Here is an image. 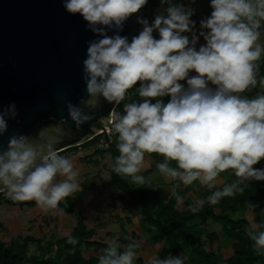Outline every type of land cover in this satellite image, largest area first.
<instances>
[{"label": "clouds", "instance_id": "9594fccd", "mask_svg": "<svg viewBox=\"0 0 264 264\" xmlns=\"http://www.w3.org/2000/svg\"><path fill=\"white\" fill-rule=\"evenodd\" d=\"M147 4L148 0H62L64 10L79 14L96 37L88 41L83 61L90 106L101 100L119 105L139 82L141 99L109 114L118 134L113 171L143 184L145 155L159 154V173L178 181L171 192L177 205L183 201L177 192L181 184L198 181L212 190L223 172L231 170L237 178L196 200L191 208L196 212L205 203L215 205L243 192L246 182L264 181V169L253 167L264 159V90L251 98L242 95L258 85L264 89L259 63L264 56V0H210L212 12L200 21L198 34L192 7L160 0L154 20L137 16L142 30L129 41L119 32ZM201 37L204 44H199ZM67 108L77 125L91 119L76 105L69 103ZM16 116L14 103L0 111V135ZM78 175L70 158L36 146L26 135L10 137L0 151V192L13 201H35L43 210H55L79 189ZM253 229L247 235L257 253L264 254V231ZM68 243L76 245L78 240L69 238ZM140 247L137 241L122 245L113 238L98 264H135ZM185 259L182 253H168L152 256L147 264H185Z\"/></svg>", "mask_w": 264, "mask_h": 264}, {"label": "water", "instance_id": "95a60500", "mask_svg": "<svg viewBox=\"0 0 264 264\" xmlns=\"http://www.w3.org/2000/svg\"><path fill=\"white\" fill-rule=\"evenodd\" d=\"M144 7L119 32L129 41L142 30L137 16L146 19ZM95 38L79 14L64 10L62 0H0V111L14 103L17 112L0 135V151L17 135L58 153L80 147L100 133L107 135L109 114L118 105L101 100L91 107L83 76L88 41ZM69 103L91 119L74 123ZM106 141L111 145L107 136Z\"/></svg>", "mask_w": 264, "mask_h": 264}, {"label": "trees", "instance_id": "16d2710c", "mask_svg": "<svg viewBox=\"0 0 264 264\" xmlns=\"http://www.w3.org/2000/svg\"><path fill=\"white\" fill-rule=\"evenodd\" d=\"M161 6L160 0H148V4L143 9V14L149 22L154 20L155 15L159 12H152L153 16L147 15V9L154 11L157 6ZM264 28H262V32ZM156 38L157 33H154ZM261 71L264 70V57L260 60ZM139 82L132 89L128 90L125 99L120 102L117 110L122 111L126 103L139 101L136 89ZM250 98L254 91H247ZM243 95V94H242ZM102 139V136L94 138L92 141L82 146H96ZM118 136L107 150L102 151L109 154L114 166L115 158L119 155L116 148ZM77 147L60 152L65 156L67 152L76 150ZM153 160L163 161V157L156 153L148 154ZM260 163V162H259ZM175 166V162H173ZM230 171V170H228ZM228 171L223 172L224 176ZM150 172L143 175L146 176ZM111 178L117 190L128 196L133 205L140 209L142 216L141 227L149 235L150 243L153 247L160 246V257L168 253L177 255L182 253L185 256V264H221L222 256L213 250L206 249V244L201 241V230L208 225V222L221 224L224 228L226 241L231 244L232 255L226 259L227 264H264V254H258L254 248V242L249 239L247 231L253 229L251 223L240 218L235 220L232 214L239 210H245L247 207L255 214V224L258 229L254 231H264V181H251L243 192H237L231 197H224L218 204L212 205L205 203L202 209L193 212L191 210L194 204L185 201L187 210L179 211L175 197H162L151 190L150 185L143 183L135 186L130 177L118 176L113 170ZM211 190H206L210 195ZM210 193V194H209ZM6 194H0V199ZM66 199V204H59L57 210H63L65 213L73 214V204ZM254 204L256 207H249ZM94 237L92 231H87L82 217H77L76 225L70 238H76L78 243L71 245L68 243L69 238L61 239L55 242L41 246L38 245L40 254L29 255L30 245L33 239L30 237H19L10 242H4L0 239V264H98L99 256L107 247L102 242L91 241ZM218 240V236L210 234L208 243L211 245ZM128 244V242L126 243ZM160 249V248H159ZM92 250V251H91ZM138 264H145L143 257H140Z\"/></svg>", "mask_w": 264, "mask_h": 264}, {"label": "crops", "instance_id": "0c3cea01", "mask_svg": "<svg viewBox=\"0 0 264 264\" xmlns=\"http://www.w3.org/2000/svg\"><path fill=\"white\" fill-rule=\"evenodd\" d=\"M262 35H264V33ZM204 43H205V41H203V43L201 41L200 44H204ZM262 57H264V56H262ZM261 74L264 75V70H263V72L261 71ZM193 75H196V74H193ZM181 83H184V82H181ZM257 87L258 88L253 89L254 94L252 96L256 95L261 90H264L259 85ZM243 95L247 96L248 92L246 91L245 93H243ZM164 99L166 102L168 98L166 97ZM65 157H68L72 160L75 169L78 171V173H79L78 182L81 184L80 186H81L82 190L86 191V192H90V193H86L85 194L86 196H84L83 199L81 196H77L75 198V200H73L72 204H73V207L75 206L73 208V210H75L76 207H78V210H79V211L77 210L78 214L81 212L80 216H78V217H82L84 219V224L87 228V231H92L94 233V237L91 241L102 242L103 244L107 245V243L110 240H112L113 238H117V236H116L117 234L108 229L110 225L114 224V225H118L121 228L124 227L126 229V230H124V233H125L128 230L125 225H127L129 227L130 226L133 227V225H131V224H135V222L133 221V218H135L136 221L139 220L141 223L142 216L140 213V209L137 206L133 205V203L130 202V200L126 194L119 192L117 190V187L114 185V183L112 181L111 172L113 170V163H112V159H111L109 154H106L105 152L98 150L96 146H88V147L80 146V147H77V149L74 151L67 152ZM148 157H150V156L148 154H146L145 155V162L146 161H148V162H146V164H145V166L141 172L142 175L146 172H150L146 176L143 175L145 180L153 172H158L159 175H162L161 173H159L158 169L156 168V161L153 160L151 157L150 158H148ZM87 161L93 162L94 167L97 166L96 171H99L101 167L103 169H108L109 170V176H107V177L106 176H100V174H98V173L94 174L95 175L94 178H92L91 176L90 177L84 176L83 172H94V168H92L93 165L91 163H89V165L84 164ZM80 162H84L83 163L84 165L83 164L79 165L78 163H80ZM99 162H101V164ZM82 168H83V172L80 173ZM87 177H89L88 181H90V183L88 184L89 186L85 188L83 186L86 185L85 184L86 181H83L81 179L85 180V179H87ZM221 180H225V177L220 176L218 178L217 184H219V181H221ZM146 182L148 185H150L151 190L153 192H156L157 191L156 188H159L158 185H156L154 182H149V181H146ZM160 182H162L161 184H163L162 187L167 188V189H163L164 195L162 197H166V196L169 198L174 197V196H172L171 192H172L174 185L176 183H178V181H172L170 179L164 178L162 181L160 180ZM134 185L140 186L141 184L134 183ZM197 185H199L198 181L193 182L192 185L184 186L183 191L179 192L177 189V192L179 195H181L182 192L187 193L188 190L192 191L193 187H195ZM220 186L222 187V185H220ZM97 187L101 188V192L99 193L100 195H98V200H92L89 197L92 196V194H91L92 191L96 192L97 189H95V188H97ZM79 192H80V189H79ZM181 196H183V195H181ZM66 199H68V198H66ZM66 199L62 200L60 203L63 205L66 204ZM10 200L11 199L8 198L7 195H5L4 197H2L0 199V239L3 240L4 242L8 243L10 241L18 239L21 236L32 238L31 237L33 235L32 233L36 229L37 230L36 236L38 239L42 240V243H39V241H35V239L32 238L33 243L30 245L29 255L38 256L40 254V252L38 250V245L45 247L49 243H52L53 247H54V244L56 241L61 240V239L70 238L72 236L73 230H74L75 225H76V219H77V217L73 216L74 214L65 213L63 210H57V212H54L55 218H54V216L52 218V217H49L48 210L47 211L43 210L41 207H37L35 203H31L32 206L33 205L36 206V207L33 206V208H32V210L35 211V213L33 214V216H31V219L25 220L24 217L26 216V218H27L28 214L25 213L23 215H20L16 211L4 208V203L10 202ZM84 203H85V205H84ZM111 205H112V207H110ZM20 210H22L21 207L19 208L18 211H20ZM95 213H97L98 215H96ZM122 213H124V214H122ZM129 213L131 215H127ZM94 214L96 215V219H94V221H93L91 219V215H94ZM106 214H108L107 217L105 216ZM68 218L71 220V224H70V221H68ZM130 220H132V221H130ZM124 223H127V224H124ZM136 223H139V222H136ZM101 225L105 226L106 229H103L101 227ZM4 227L7 228V232H6V229ZM134 227L137 228L136 225ZM140 227H141V224H140ZM121 228H119V229L121 230ZM53 230H56L58 237L54 238V235H55L54 232L55 231H53ZM130 230H131V231H129L130 236L133 237L134 233H136L135 229L131 228ZM100 232H102V233L105 232L104 236L102 237L103 239H101V240H100V238H101ZM118 238H119V241L122 245H126L127 242L131 243L132 241H136L132 238H130V239L127 238L126 240H124L120 237H118ZM137 239H138V236H137ZM32 249L34 250V253L32 252L33 251ZM144 260H145V258H144ZM145 264H147V263L145 262Z\"/></svg>", "mask_w": 264, "mask_h": 264}, {"label": "rangeland", "instance_id": "374dc122", "mask_svg": "<svg viewBox=\"0 0 264 264\" xmlns=\"http://www.w3.org/2000/svg\"><path fill=\"white\" fill-rule=\"evenodd\" d=\"M176 2L177 3H183L185 6H190V7H192L195 10V14L191 17V19L196 22V30H197V34H198V32L200 30V21L202 19H205L208 16H210V14L212 12V9L210 7V0H194V2H192V0H176ZM160 10H161V6H159V5L155 8L154 11H151V9L148 8L147 9V15L149 17H152L153 16L152 12H160ZM263 33H264V31L262 32V34ZM261 36L262 37H261L260 42L262 44H264V35H261ZM201 41H202V43L204 41L202 37L199 40V44L201 43ZM191 75H193V74H191ZM148 158H150V157H148ZM146 162H148V161H146ZM146 162H145V164H146ZM83 163L84 162H80L78 164L80 165V164H83ZM89 163H91L93 165L92 168H94V172H83V168H82V170H81L80 173L83 172V175L84 176H89V177L91 176L92 178H94V176H95L94 174L95 173L100 174V176H106V177L109 176V170L108 169H103L101 167L99 171H96L97 166L94 167V163L93 162H88L87 161L84 164L89 165ZM99 163L101 164V162H99ZM253 167L254 168H262V169H264V159H262L260 161V163H258L257 165H254ZM89 177H87V179H85V180L84 179H81L83 181H86V183H85L86 185L83 186L85 188L89 186L88 185L90 183V181H88V178ZM224 177H225V180L219 181V184H217L216 188L215 189H212L210 192L215 191V190H221L224 185L230 184L233 180L237 179L234 175L231 174V170L228 171L224 175ZM162 178L164 179L165 177L163 175H159L158 172H153L145 180V183H147L146 181H149V182H154L156 185H158L159 188H156V190H157L156 192L160 196H163L164 195L163 189H167L166 187H162L163 184H161L162 182H160V180L161 181L163 180ZM250 182L251 181L246 182V184L244 185V187H246ZM80 185L81 184L79 183L80 192H79V189H78L77 191L73 192L71 195H69L68 197H66L69 200H71L70 201V204H72L73 200H75V198L77 196H81L82 199H83L84 196H86L85 195L86 193H90V192L83 191ZM220 185H222V187ZM183 188H184V185L181 184L180 185V188L178 189V191L179 192L180 191H183ZM95 189H97L96 192H93L92 191V193H91L92 196L89 197L92 200H98V195H100L99 193L101 192V188L97 187ZM207 189L208 188L206 186L199 184V185L193 187V190L192 191H189L188 190L187 191L188 194L182 192L181 195H183V201L178 205L179 211H185V210H187V207L185 205L186 204L185 201H189L190 203L194 204L196 200L202 199V198H206L208 196L207 195V192H206ZM31 203H35V201L18 202V201L10 200V202L4 203V208H7V209H11L13 211H16L20 215H23V214L26 213V214H28V217L26 218V216H25L24 219L25 220H29V219H31V216H33V214L35 213V211L32 210V208H33L34 205L32 206ZM64 205H65V207L67 209L68 208V205H66V204H64ZM84 205H85V203H84ZM36 206L39 207L37 204H36ZM36 206H34V207H36ZM20 207H21L22 210L18 211ZM110 207H112V205ZM77 210H78V207H76V209L73 210V214H74L73 216L74 217L80 216V213L81 212L78 214V211L79 210L78 211ZM54 212H57V209H55V210H48L49 217H52L53 218ZM95 214L98 215L97 213H95ZM95 214L94 215H91V219L93 221H94V219H96V215ZM122 214H124V213H122ZM127 215H131V214L129 213ZM105 216L107 217L108 214H106ZM231 217L234 218L235 220H238L240 218H245V219H247L251 223L252 228H253V225L256 226L254 228V230H257L258 229L257 224H255V214L253 212H251L247 207L245 208V210H239L236 213L232 214ZM54 218H55V216H54ZM68 221H70V224H71V220L69 218H68ZM130 221H132V220H130ZM133 221L135 222V224H131V225H133V227L132 226L129 227V226L125 225L126 228L128 229L125 233H124V230H126V229L124 227L121 228L118 225H114V224L110 225L108 229L111 230V231H113V232H115L117 234L116 235L117 237H120V238H122L124 240H126L127 238H129V239L132 238V239L136 240L137 242H139L140 245H141V247L139 249H137L138 259L136 260L135 264H138V260H139V257L140 256L143 257V258H145V260H146L145 262L147 263V261H148L149 258H151L154 255H159V251L161 250V247L160 246H157V247H154L153 248V245L150 243L148 233H146L145 230L143 231L142 230V227H140V224H141L140 221L139 220L136 221L135 218H133ZM136 222H139L140 224L139 223H136ZM124 224H127V223H124ZM135 225H136L137 228L134 227ZM101 227L103 229H106V227L103 226V225H101ZM4 228L6 229V232H7V228L6 227H4ZM119 228H121V230ZM129 228L130 229L131 228H134L135 229V232L136 233H134L133 237L130 236V232L129 231H131V230ZM197 229L202 231V233H201V241L206 244V249H208V250L211 249V250L217 252L219 254V256H222V258H223V260L221 261V264H227L226 263V259L232 255V248H231V244L226 241V236H225V232H224L223 226L221 224H218V223L215 224V223H212V222H208V225L207 226H204L203 229L202 228H197ZM53 231H55L54 232V234H55L54 235V238L58 237V234H57L56 230H53ZM100 233H101L100 234L101 235L100 236L101 237L100 240H101V239H103L102 237L104 236V233L105 232H103V233L100 232ZM32 234L33 235L31 237L34 238L35 241H39V243H42V240L38 239L37 236H36V234H37V230L36 229H35V231ZM210 234H215V235L218 236V240H216L214 242V244L211 245V246L208 243V236ZM137 236H138V239H137ZM32 252L34 253V250Z\"/></svg>", "mask_w": 264, "mask_h": 264}, {"label": "built area", "instance_id": "2783aa9c", "mask_svg": "<svg viewBox=\"0 0 264 264\" xmlns=\"http://www.w3.org/2000/svg\"><path fill=\"white\" fill-rule=\"evenodd\" d=\"M191 74H195V73H191ZM98 136H102V139L98 143L97 149L100 150V151H105L110 146V144L107 143V141H106V136L109 138V142L110 143H113L115 137H117L118 134L114 131V129H113L111 123H110L109 126H108V128H107V135L105 136V134L100 133V135H98Z\"/></svg>", "mask_w": 264, "mask_h": 264}]
</instances>
